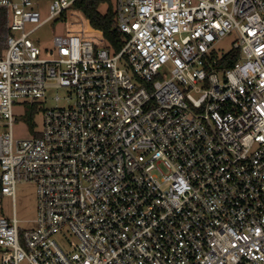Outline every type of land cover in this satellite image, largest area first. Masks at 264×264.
<instances>
[{"label":"built area","instance_id":"2783aa9c","mask_svg":"<svg viewBox=\"0 0 264 264\" xmlns=\"http://www.w3.org/2000/svg\"><path fill=\"white\" fill-rule=\"evenodd\" d=\"M37 1L0 0V195L36 188L32 229L0 217V264H264V0H115L112 54L85 30L40 49L75 0ZM50 89L66 106L15 140V100Z\"/></svg>","mask_w":264,"mask_h":264},{"label":"rangeland","instance_id":"374dc122","mask_svg":"<svg viewBox=\"0 0 264 264\" xmlns=\"http://www.w3.org/2000/svg\"><path fill=\"white\" fill-rule=\"evenodd\" d=\"M48 3L47 0H40L36 2L35 10L40 13L41 20L48 15ZM104 10V7L102 8ZM81 26V19L76 12H71L63 20H53L50 23L43 25L39 28L30 39L40 49H52V39L58 35H69L73 33H80L82 36L88 38V34L84 31L77 30ZM30 26H27V29ZM101 44L102 47H106V42L103 39L96 41ZM235 42L234 35H230L220 41L214 46L216 54H226L232 49V45ZM112 51L110 50V54ZM54 53V52H53ZM58 96L60 101L55 102L53 98ZM66 92L64 90L50 89L47 90L46 96L41 99H35L34 103H30V99L27 100H15L12 108L14 123H13V137L15 140L31 138L33 135L39 134L43 125V111L51 110L56 107H65L64 98ZM32 114V120L28 118ZM4 130L3 126H0V132ZM16 219L19 221L18 227L20 230H28L34 227L33 220L36 213V188L35 185L30 183H17L14 189V196L6 197L0 195V217L10 219L12 217V211ZM57 243L65 250H69L70 242L72 238L64 233L63 235H57L55 237ZM22 264H26L25 262Z\"/></svg>","mask_w":264,"mask_h":264},{"label":"trees","instance_id":"16d2710c","mask_svg":"<svg viewBox=\"0 0 264 264\" xmlns=\"http://www.w3.org/2000/svg\"><path fill=\"white\" fill-rule=\"evenodd\" d=\"M104 7V10L102 8ZM71 12H76L81 19L80 30H85L91 36H100L106 42V48L114 53L119 52L123 45V37L116 29L115 0H75L71 8L63 12L57 20L65 19ZM5 16L0 11V57L3 55L5 46ZM237 51H230L220 61L219 67H231L238 59ZM29 121L32 120L30 114Z\"/></svg>","mask_w":264,"mask_h":264},{"label":"crops","instance_id":"0c3cea01","mask_svg":"<svg viewBox=\"0 0 264 264\" xmlns=\"http://www.w3.org/2000/svg\"><path fill=\"white\" fill-rule=\"evenodd\" d=\"M78 15V14H77Z\"/></svg>","mask_w":264,"mask_h":264}]
</instances>
